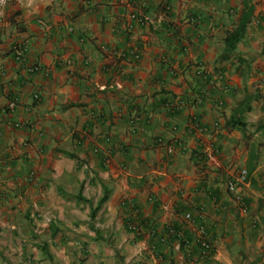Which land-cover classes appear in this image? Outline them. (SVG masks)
Listing matches in <instances>:
<instances>
[{"label":"crops","instance_id":"1","mask_svg":"<svg viewBox=\"0 0 264 264\" xmlns=\"http://www.w3.org/2000/svg\"><path fill=\"white\" fill-rule=\"evenodd\" d=\"M0 264H264V0H0Z\"/></svg>","mask_w":264,"mask_h":264},{"label":"built area","instance_id":"2","mask_svg":"<svg viewBox=\"0 0 264 264\" xmlns=\"http://www.w3.org/2000/svg\"><path fill=\"white\" fill-rule=\"evenodd\" d=\"M35 98H37L36 94H33ZM15 107V100L8 99L3 107V109L12 111ZM197 130H204L205 127L199 122H195ZM213 126L217 127V122H213ZM155 142L161 143L164 146V150L167 155H171L174 152V143L166 142L162 139L161 136H157L155 138ZM248 184L247 174L243 169L238 168L234 172L230 173L229 176L225 180V187L227 192H229L230 196L235 201H240L243 195V189ZM183 217L187 220L191 219L189 212H184ZM196 230V241L198 243V253L201 257H209L214 249L212 241L209 239L204 224L199 223L195 227Z\"/></svg>","mask_w":264,"mask_h":264},{"label":"trees","instance_id":"3","mask_svg":"<svg viewBox=\"0 0 264 264\" xmlns=\"http://www.w3.org/2000/svg\"><path fill=\"white\" fill-rule=\"evenodd\" d=\"M249 12H250L249 6H244V10L239 16L235 26L225 34L224 45L226 50H231L234 47L235 43L243 35L245 23L247 21Z\"/></svg>","mask_w":264,"mask_h":264}]
</instances>
